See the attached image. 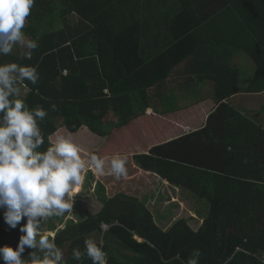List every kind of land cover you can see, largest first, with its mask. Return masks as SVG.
<instances>
[{
    "label": "trees",
    "instance_id": "16d2710c",
    "mask_svg": "<svg viewBox=\"0 0 264 264\" xmlns=\"http://www.w3.org/2000/svg\"><path fill=\"white\" fill-rule=\"evenodd\" d=\"M164 1L35 0L23 31L37 49L25 58L16 48L0 56V63L37 68V84L26 82L22 95L30 107L48 112L41 122L45 144L40 150L64 128L72 134L89 128L108 138L150 109L177 114L178 109L171 110L177 99H166L165 109L156 99L213 79L221 86L214 90L220 104L204 129L135 156L145 171L184 189L196 203L205 201L209 207L199 211L204 222L195 231L182 219L166 232L144 203L120 193L111 200L103 196L99 215H88L55 241L67 264H92L87 256L75 260L72 252L84 251L85 240L102 233L108 264H187L194 250L200 252L198 264H264V106L239 107L233 99L247 92L239 86L241 79L251 76L247 83H252L256 73L211 67L193 35L206 21H159L172 11L167 9L172 0ZM155 21L172 33L159 30L156 41L149 42ZM159 46L162 53L155 54L152 49ZM6 227L0 216V246H14L19 233Z\"/></svg>",
    "mask_w": 264,
    "mask_h": 264
},
{
    "label": "clouds",
    "instance_id": "9594fccd",
    "mask_svg": "<svg viewBox=\"0 0 264 264\" xmlns=\"http://www.w3.org/2000/svg\"><path fill=\"white\" fill-rule=\"evenodd\" d=\"M34 4L35 0H0V56L20 48L25 58H31L37 49L38 43L23 31ZM63 74L67 75V69ZM38 80L34 66L0 63V216L5 231L19 233L14 246H0L4 264H65L56 232H42L41 224L51 217L71 215L86 168L103 176L108 167V174L117 179L128 174L126 155L90 154L86 161L71 134L40 150L45 144L41 122L48 112L42 106L30 107L22 95L26 82L36 85ZM72 256L77 261L87 256L92 264H108L102 242L91 238L85 240L84 251L74 249ZM199 256V250H194L187 264H198Z\"/></svg>",
    "mask_w": 264,
    "mask_h": 264
},
{
    "label": "crops",
    "instance_id": "0c3cea01",
    "mask_svg": "<svg viewBox=\"0 0 264 264\" xmlns=\"http://www.w3.org/2000/svg\"><path fill=\"white\" fill-rule=\"evenodd\" d=\"M169 1L166 0L164 3ZM167 9L172 10L168 12V18L161 15L160 19L157 17L156 20L206 21L193 31V35L197 41L203 44L201 46L202 49L199 51L211 59V67L219 68L226 72L240 69L241 72L256 73L252 83H247L251 76H248L246 81L241 79L239 86L241 89L248 87L247 92L238 93L233 99L239 107L253 106L256 110L261 109L260 106H264V0H172V6L167 7ZM183 9H186L189 14H184ZM165 10L166 8H164ZM179 11L182 12V15L177 16ZM159 21L154 23L155 27L151 33L153 36L151 39L147 38L149 42L156 41V38L160 35L158 34L159 30H163L162 32L166 34L172 33L167 31L168 29L165 30L160 27V25L164 24H159ZM160 48L162 47L159 46V50L152 49V51L155 54L162 53L159 52L163 50ZM219 88L221 86H218L212 79L210 81L207 80L203 85L196 83L193 90L179 89L178 92L165 94L157 98L155 102H159L158 104L163 109L167 106L166 99H177L171 110L178 109V112H176L178 115L174 113L175 111L171 114L167 113V111L166 113L169 115H165L155 114L153 109L149 110L148 114L154 113L156 117H159L158 119L161 123L158 126L159 132L152 128L149 132L140 131L139 138H141L142 143L144 141L148 148L146 153L154 145L168 143L184 135L204 129L209 116L220 104L214 99V90ZM188 92H192L196 97L193 98ZM189 97L195 101L194 104L187 106L189 107L187 109L181 108L183 105H187L184 101ZM140 122L138 120L134 124H139ZM139 127H144V124H140ZM64 130L67 129L64 128ZM88 131L90 136H98L97 134L95 136V133L93 134L89 128H84L78 134ZM146 172L149 175L157 176L160 179L161 187H159L158 195L153 194L150 199L148 194L143 200L157 202L152 213L158 226L168 232L178 221L182 220L178 208L185 205L178 203L191 201L192 198L184 189L171 184L158 174ZM102 200L103 197H101ZM145 205L149 208L148 204L145 203ZM197 214L198 212H193L186 219L190 221V225L195 231H199L204 222V220L200 221ZM194 223L197 225H194Z\"/></svg>",
    "mask_w": 264,
    "mask_h": 264
},
{
    "label": "rangeland",
    "instance_id": "374dc122",
    "mask_svg": "<svg viewBox=\"0 0 264 264\" xmlns=\"http://www.w3.org/2000/svg\"><path fill=\"white\" fill-rule=\"evenodd\" d=\"M188 93L193 98L196 97L192 92ZM182 98L184 100L183 95ZM194 102L195 101L191 99V97L186 98L184 103H187V105H183L181 108H185V106H192ZM260 107L262 108L263 106ZM249 108L254 109L255 107L249 106ZM261 113L264 115V109ZM158 118L159 117H156L154 113H149V115L140 119L141 122L139 124H133L129 128H125L122 131H115L108 138L99 137L94 133L93 134L97 137L90 136L89 131L75 135L64 129H62L58 135L53 137L51 141L54 144L59 136H68L69 134H71L73 141L82 148V155L86 161L90 154H96L102 158H110L117 154L122 156L126 155L128 157V162L126 165L128 174L126 177L117 179L115 175L108 174V167H106L105 175L103 176L97 175L95 174L94 170L86 168L85 183L82 187V190L75 195L76 201L71 215H66L60 218H49L47 221L41 224V231H55V240L59 237L65 238V236L62 235L64 231H71L75 229L76 226L74 225H78L81 222L86 221L88 215H99V213L103 209V202L101 201V197L106 196L107 199L111 200L120 193L130 194L132 197L139 199L142 203L144 201V204H148V209H150V211L152 212L154 210V205L157 202H148L143 200V198L148 194L150 199L153 197V194L158 195L160 189L159 187H161L160 179L157 176L147 174V172L138 165L137 161L135 160V156L140 152L148 151L147 145L144 143V141L142 143L141 138H139L140 131L145 130L146 132H149L152 128L153 130L159 132L160 129H158V126L161 121ZM140 124H144V127L140 128ZM100 186L102 190L101 193ZM197 202L201 204L196 203L194 200L178 203H183L185 205L184 207L179 206L178 208L180 218L186 220L188 219L190 214H192L193 212H198L197 215L200 218V221H203V218L199 216V211L202 207L203 210H206V207L208 208L209 206L205 201L197 200ZM194 225L197 224L194 223ZM103 237L104 235L102 233L95 234L90 238L96 240L98 243L102 242L103 244ZM27 251L28 250L26 249V252ZM129 253V251H125L122 254L127 255ZM65 264L67 263L65 262Z\"/></svg>",
    "mask_w": 264,
    "mask_h": 264
},
{
    "label": "built area",
    "instance_id": "2783aa9c",
    "mask_svg": "<svg viewBox=\"0 0 264 264\" xmlns=\"http://www.w3.org/2000/svg\"><path fill=\"white\" fill-rule=\"evenodd\" d=\"M104 229H105V230H108V227L105 225V226H104Z\"/></svg>",
    "mask_w": 264,
    "mask_h": 264
}]
</instances>
